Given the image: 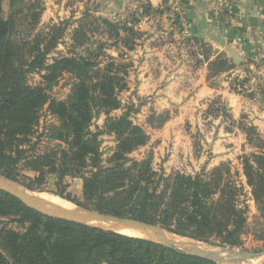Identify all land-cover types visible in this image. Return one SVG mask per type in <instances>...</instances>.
Instances as JSON below:
<instances>
[{"label": "trees", "instance_id": "trees-1", "mask_svg": "<svg viewBox=\"0 0 264 264\" xmlns=\"http://www.w3.org/2000/svg\"><path fill=\"white\" fill-rule=\"evenodd\" d=\"M149 9L145 7L146 12ZM44 12V0H8V12L0 0V174L33 191H43L55 176L61 191L57 195L80 207L160 225L215 246L243 247L249 218L241 202L244 189L233 180L230 163L209 173L167 176L154 170L151 158L130 159L148 145L150 136L131 119V108L121 117L110 116L124 109L120 95L128 89V66L118 62L121 54L114 57L108 52L134 50L140 31L125 21L86 12L84 17L93 22L82 20L73 31L72 51L52 57L70 24L41 29ZM195 43L196 55L209 61L213 48ZM236 68L234 59L221 53L209 62L208 81ZM35 75L40 80L33 84ZM64 79L70 93L64 100L56 99L53 92ZM230 89L251 100L258 92L264 103V79L252 71L244 78L234 77ZM44 111L56 123L35 141ZM101 115L107 117L104 128L93 131ZM162 115L152 117L150 124L159 119L152 126H164L170 117ZM230 119L234 121L231 115ZM238 126L252 149L239 158L242 175L264 227V136L246 115ZM103 135L113 136L116 144L106 160ZM66 178L82 180L83 201L64 195ZM3 218L17 228L5 226ZM0 264L216 263L145 239L45 217L0 190Z\"/></svg>", "mask_w": 264, "mask_h": 264}, {"label": "rangeland", "instance_id": "rangeland-1", "mask_svg": "<svg viewBox=\"0 0 264 264\" xmlns=\"http://www.w3.org/2000/svg\"><path fill=\"white\" fill-rule=\"evenodd\" d=\"M96 2L97 0H44L45 12L41 20V29L64 21H69L70 24L64 40L52 57H57L60 53L67 55L72 51L73 31L82 20L87 24L93 22L92 19H86L84 17L86 12H90L98 18L110 19L99 14L98 11L95 12L93 10ZM4 9L5 12H8V0H4ZM131 16L130 25L135 27V24H141L146 29L144 25L145 18L141 17V15ZM125 22L129 24L127 20ZM94 24H96L95 21ZM136 29L140 31L139 28ZM140 33L143 36L137 41L135 48L140 45L144 46L142 43L144 33L141 31ZM99 36L96 35L95 37L103 41L106 39V37L100 38ZM187 41L185 40V45L181 44V48L175 45L172 51L177 55L183 49L186 54L185 58L198 64L196 54L199 51V46L195 42L191 43L190 40ZM108 54L114 57H118L121 54L117 58L118 62L128 66V75L126 77L128 89L120 95L124 109L114 111L110 116L114 118L121 117L127 109L131 108V119L136 125L143 127L150 136L148 145L130 155V159L141 161L145 158H151L154 170L167 176L174 172L189 175H197L204 172L209 173L222 164L230 163L233 180L244 189L241 202L243 206L247 207L249 235L245 238L243 247H226L242 252L264 250V227L260 225V214L257 211L250 190L246 186L239 160L244 154L251 153L252 149L248 145L241 127L238 126L241 116L246 115L250 123L254 122V120H259L258 124L264 130V114L260 113L258 108L252 104H245L244 109H237L235 113L233 112L237 118L235 119L230 113V108L226 100L223 99V96H216L207 101H200L194 105L188 104L185 98L179 97L173 102H169L167 100L168 97H171L169 95L175 96L177 93L176 91L170 90L169 94L166 93L165 88L167 78L169 77L168 74L164 78L161 77V74L154 73V71L153 73L151 72L152 75H149L144 68L143 59L141 57L133 58L130 51L124 48L109 51ZM154 70L158 71V68H154ZM32 78L31 81L33 84L38 83L40 80L38 75ZM70 89L69 81L64 79L55 88L53 96L56 99L64 100L70 93ZM259 113L263 115L260 117ZM162 114L169 115V121L160 128H156L157 126L153 127L152 125L159 124V119H156L155 122L153 121L154 123L152 125L150 124V119L154 116L159 117ZM41 115L39 132L35 141L40 140L38 136H42L47 132L49 127L56 123L55 119L47 111H44ZM230 115L235 122L230 119ZM106 118L104 115L98 117L94 121L92 130L95 131L96 128L103 129ZM229 129L230 131H228ZM101 139V151L106 160L116 146L115 139L109 135H103ZM41 140L46 141L45 137H42ZM44 145L45 143H42L41 147H45ZM29 175L33 176L32 174ZM56 182L57 178L51 176L43 191L38 190L36 192L40 193L39 195L45 194L62 199L57 195L61 191L56 186ZM64 183L68 185L66 192H64L65 196L69 195L72 199L83 201V182L81 179L66 178ZM62 200L74 206L73 203L66 199ZM2 221L8 228H17V226L10 223V219L3 218ZM202 250L219 251L218 249L208 247H203Z\"/></svg>", "mask_w": 264, "mask_h": 264}, {"label": "crops", "instance_id": "crops-1", "mask_svg": "<svg viewBox=\"0 0 264 264\" xmlns=\"http://www.w3.org/2000/svg\"><path fill=\"white\" fill-rule=\"evenodd\" d=\"M176 2L178 7L175 6ZM147 6L150 8L148 12L145 10ZM95 8L96 12L116 22L127 20L130 24L131 15L145 18L146 29L141 24H135V28L144 33V46H138L130 54L133 58L143 59L144 68L149 75L153 71L161 74L163 78L169 75L166 93L169 94V90L177 93L175 96L169 95V102L179 97L194 105L223 96L235 119L237 118L234 113L237 109H244L245 104H252L264 114V103L258 92L254 93L255 98L251 100L230 89L234 77L244 78L249 71L259 79H264V0H97ZM174 9L178 12L174 13ZM179 16L190 23V37L182 32ZM252 17L257 18V26H252L249 22ZM217 38L226 41L242 62L236 64L234 61L236 69L208 81L209 62L221 53L232 57L228 49L215 41ZM185 40H190L191 43L197 40L211 46L213 54L210 60L206 61L198 53V64H195L185 58L183 49L175 55L172 51L175 45H185ZM154 68H158V71ZM256 83L255 81L251 84L252 90H255ZM260 113L261 117L263 114ZM251 123L264 136V130L258 124L259 120Z\"/></svg>", "mask_w": 264, "mask_h": 264}, {"label": "water", "instance_id": "water-1", "mask_svg": "<svg viewBox=\"0 0 264 264\" xmlns=\"http://www.w3.org/2000/svg\"><path fill=\"white\" fill-rule=\"evenodd\" d=\"M96 10L97 9L95 8L94 11L96 12ZM249 22L252 26L258 25V20L256 17H252ZM215 41L223 48H226L231 52L236 64H240L242 62V59L236 52L231 50V46L227 45L226 41L220 38H217ZM0 190L16 198L28 209L33 210L45 217L82 224L121 235L124 234H122L120 231L125 230L145 231L153 235V239L145 240L186 253L190 256L211 261L216 264H245L250 261L264 259V250L255 252H242L224 246H215L190 238L181 237L160 225L150 224L132 218H123L104 214L80 207L75 204L74 209L56 207L50 204L47 200L40 197V193L30 190L21 183L1 174ZM98 224H108V226H101ZM167 234L171 235L172 237H167ZM202 246L211 249H218L219 251L202 250Z\"/></svg>", "mask_w": 264, "mask_h": 264}, {"label": "bare ground", "instance_id": "bare-ground-1", "mask_svg": "<svg viewBox=\"0 0 264 264\" xmlns=\"http://www.w3.org/2000/svg\"><path fill=\"white\" fill-rule=\"evenodd\" d=\"M39 196L42 197L43 199L47 200L53 206L61 207V208H67V209H74L73 205L69 204L68 202H66L65 200H62L60 198L51 197V196H48L45 194H41ZM98 225L108 226V224L107 225L106 224H98ZM120 232L124 235L131 236V237H137V238H141V239H153V235L148 233V232H145V231L125 230V231H120ZM167 237H172V236L167 234ZM263 262H264V259H259L256 261L247 262L246 264H263Z\"/></svg>", "mask_w": 264, "mask_h": 264}, {"label": "built area", "instance_id": "built-area-1", "mask_svg": "<svg viewBox=\"0 0 264 264\" xmlns=\"http://www.w3.org/2000/svg\"><path fill=\"white\" fill-rule=\"evenodd\" d=\"M177 3V4H176ZM175 3V6L178 7V2ZM177 9H174V13H177ZM180 17V20H179V25L182 29V32L184 33L185 36L187 37H190L191 36V25L190 23L188 22L187 19H185L184 17L182 16H179ZM261 60V58L259 59V61Z\"/></svg>", "mask_w": 264, "mask_h": 264}]
</instances>
